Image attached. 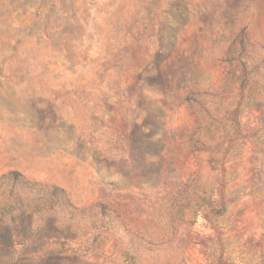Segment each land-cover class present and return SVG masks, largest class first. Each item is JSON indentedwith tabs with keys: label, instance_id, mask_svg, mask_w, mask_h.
Listing matches in <instances>:
<instances>
[{
	"label": "rangeland",
	"instance_id": "rangeland-1",
	"mask_svg": "<svg viewBox=\"0 0 264 264\" xmlns=\"http://www.w3.org/2000/svg\"><path fill=\"white\" fill-rule=\"evenodd\" d=\"M21 206L69 226L50 264H264V0H0Z\"/></svg>",
	"mask_w": 264,
	"mask_h": 264
},
{
	"label": "trees",
	"instance_id": "trees-1",
	"mask_svg": "<svg viewBox=\"0 0 264 264\" xmlns=\"http://www.w3.org/2000/svg\"><path fill=\"white\" fill-rule=\"evenodd\" d=\"M18 199L22 201L21 197ZM26 211L28 210L21 206L18 213L10 217L4 213L0 218V262L2 264H21L22 259L32 257V255L45 258L47 260L45 264H50L53 260L63 256L64 251L75 250L72 245L68 244L66 231L69 226L62 227L56 223L53 210H44V218L35 226L24 224L26 218L29 217L32 220L33 217V214H28Z\"/></svg>",
	"mask_w": 264,
	"mask_h": 264
}]
</instances>
